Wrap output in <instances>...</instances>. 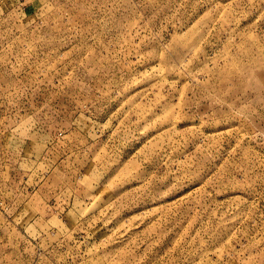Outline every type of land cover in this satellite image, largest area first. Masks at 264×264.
<instances>
[{
	"label": "rangeland",
	"instance_id": "374dc122",
	"mask_svg": "<svg viewBox=\"0 0 264 264\" xmlns=\"http://www.w3.org/2000/svg\"><path fill=\"white\" fill-rule=\"evenodd\" d=\"M0 264H264V0H0Z\"/></svg>",
	"mask_w": 264,
	"mask_h": 264
}]
</instances>
